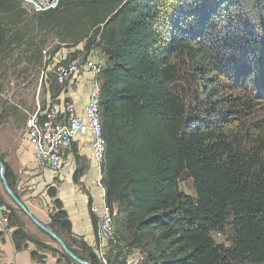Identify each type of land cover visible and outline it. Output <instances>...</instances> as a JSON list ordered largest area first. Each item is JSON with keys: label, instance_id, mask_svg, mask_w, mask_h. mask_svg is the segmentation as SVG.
<instances>
[{"label": "trees", "instance_id": "obj_1", "mask_svg": "<svg viewBox=\"0 0 264 264\" xmlns=\"http://www.w3.org/2000/svg\"><path fill=\"white\" fill-rule=\"evenodd\" d=\"M225 1L194 0L185 8H171L170 0H59L56 7L28 18L22 0H0V57L13 46L30 45L34 28L74 44L84 40V48L72 51L63 64L94 48L106 57L98 77L107 143L101 183L125 246L147 250L151 264H264V123L250 127L239 121L251 116L250 102L213 82L214 75L233 81L251 104L252 92L264 99V0H253L260 18L251 23L237 3H229L226 33L220 34L215 26L223 22ZM168 22L171 32L165 34L162 27ZM195 37L200 42L191 41ZM59 49L53 47L44 66ZM33 50L42 59V45ZM178 58L185 60L190 76L201 73L205 101L187 98L186 90L199 86L187 74L177 84ZM50 80L56 97L66 87L57 76ZM72 149L80 160L74 142ZM0 160L20 198L16 175L2 155ZM185 172L196 196L179 187ZM83 174L82 167L76 168L74 182ZM48 193L53 208L47 226L78 257L102 264L85 242L83 253L71 246L68 214L56 188L50 186ZM91 215L96 232V215ZM11 226L16 249L27 248L31 240L15 212ZM227 226L233 238L225 247L212 233ZM118 253L109 262L126 264Z\"/></svg>", "mask_w": 264, "mask_h": 264}, {"label": "rangeland", "instance_id": "obj_2", "mask_svg": "<svg viewBox=\"0 0 264 264\" xmlns=\"http://www.w3.org/2000/svg\"><path fill=\"white\" fill-rule=\"evenodd\" d=\"M184 1H186V0H170L169 5L171 8H173V7L174 8H178V7L179 8H185V6L188 5L189 1H194V0H188L187 2H184ZM205 1H210V0H205ZM211 1L214 2L216 0H211ZM233 1L235 4L237 3V5H239L241 12L243 13V15L246 14L245 17L248 20L249 19L250 20H252V19L258 20V17L260 18V15H255L258 12L255 11V9H257V7H256V4L253 2V0H226L225 1L226 5H224V8H223V11L221 14V19L223 22L220 21V23L216 24V26H215L216 30H220V34L226 33V32H224L225 31L224 25L227 22V20H226L227 12L225 9L229 10V3H233ZM22 2H23V6H24L25 10L27 11V17L28 18H30V16L33 14V12H43V11L50 9V7L41 9L42 6H45V5H43V3L46 2L45 0H22ZM247 5H249L250 10H248L246 8ZM244 8L250 12L246 11ZM232 10L236 11L233 7H232ZM250 20H249V22H250ZM28 31H29V29H28ZM182 31H183L182 33H184V28H182ZM162 32L165 34H168L166 32H171L169 22L166 23V25H164L162 27ZM220 36L221 35L218 36V39L220 38ZM31 37H32V43L30 45L21 46V47L13 46L12 48H9L5 52L4 55H2L0 57V152H2V150L4 149V147L6 145L11 144L13 142L16 143L18 140H21V138L23 136H25L24 134L27 132V121L25 122L24 119L26 118L28 120L29 113L32 112L33 107H35L36 110L38 109V107H40L41 110H44L51 103L48 101L47 97H48L49 93L52 94L51 90H50V84H49L51 81L50 78H51V76H53L54 79L56 77V73L54 70L57 67H54V64L55 63L60 64V62H62L66 58H69L70 53L72 51H74L76 49L82 50L84 48V40L74 44L71 41H64L66 39H63V38L60 39V38L56 37L55 34L43 36L39 32H37L36 28H34V31L31 33ZM61 40H62V42H61ZM43 41H45V42H43ZM191 41L200 42V38L195 37ZM57 44L60 45L59 51H57L51 57L52 60H49L50 63L48 65L44 66L45 58L47 59L48 55L52 53L53 47L56 46ZM37 45H42V59H40V58L37 59L36 57L33 56V53L31 52V51H34L33 48ZM44 51H46V52H44ZM91 52L97 61L96 62L93 60L95 63H97L95 66L100 67V70H101V67L104 64V62H105L104 60L106 59V57L102 54V52L99 48H94L91 50ZM89 54L85 55L82 53L79 57V65H80L81 69L79 71L78 77L82 76L85 72L91 73V71H89V69L85 70L83 68V63L88 59ZM174 64L176 65L178 75L180 77V80L177 83L178 85L184 83L182 81V80H184L183 76L181 79L182 73L187 74V76L190 77V80L194 81L196 83L199 81H204L202 79L201 73L190 76L188 65L186 64L184 59H181V58L174 59ZM99 74H100V72H99ZM99 74L97 76V79L100 83V80L98 78ZM94 76L95 75L93 74V77ZM75 77H72V78H70L64 82L63 85L66 87V89L71 88V87L74 88L77 86V84H78L77 78L78 77H76V78ZM213 78H214L213 82L215 84H220V85L224 86L226 89H230V90H226L227 93H230L233 96L234 95H238V96L241 95V97H239V98H241L243 101L250 102L249 106H252V108H253L250 111L251 116H249V113H247V116L242 115L239 121L245 122V124L250 125V127H254V124L256 122L261 123V121H262V123H264V99L258 100V98L257 99L254 98L256 96V94L254 92H252V90H249L250 92L253 93V96H250V98L253 100L254 103L251 104V101L247 100L248 99L247 96L242 95L241 92H239L240 88L236 87V85L233 84L234 83L233 81H231L232 84H229L231 82L221 80V78H219L218 76L214 75ZM46 79H48V80L45 81ZM202 83H204V82H202ZM202 83L199 82V86H197L196 88H192L189 91L186 90L187 98L190 101H195L197 99H203L205 101L207 99L205 90L204 91L201 90V89H204L202 87V85H203ZM209 84H211V83H209ZM260 92H262L261 89H260ZM31 99L33 102L32 105H30ZM69 101H71V100H69ZM53 102L56 103L59 101L53 100L52 103ZM75 109H77V108H75ZM36 110H35V112H36ZM77 111L80 112L79 109H77ZM256 126H257V124H256ZM263 127H264V124H263ZM72 153H73V149L71 150V154ZM33 155H34V153H33ZM69 159H70V157H69ZM36 160L40 163V165L42 166L44 171H49L51 173L50 176H51V179H53V185L56 184V185H54V187L56 188V186L58 184L57 177L60 176L61 169L64 166H66V160H65L63 166L61 167V169H58V171H56L55 169H52L49 166L42 164L38 159H36ZM73 162H74V160H73ZM103 163H102V165H103ZM102 165H101V175H103ZM86 166H88V163H86ZM86 166H85V164L82 166L83 173H85V170H87ZM96 169L98 172V179H99V173L100 172H99L98 164H96ZM95 179H96V177H95ZM101 179H102V176H101ZM0 181H1V179H0ZM97 182H98V180H97ZM1 183H2V181H1ZM78 184H82L80 182V180H79ZM50 186H52V185H50ZM97 186L100 187L102 190L104 188V187L102 188L103 185H102L101 181H100V183L98 182ZM49 187H48V189H49ZM179 187L183 192H185L189 195L196 196V190H195V187L193 184V180H192V177L189 173L185 172L181 176V178L179 179ZM16 191L19 194L21 200L23 201L22 195L20 194L21 192L18 189H16ZM47 195L49 196V199L47 200V204L43 199L37 198V200L39 201L38 204H40L42 206V210H44L45 212H48L47 210L51 211V209L53 208V198L49 195V193H47ZM0 197L2 198L1 195H0ZM7 197H8L7 198L8 200L3 198L4 201H0V202H6L12 206V212L13 213L15 212V214H17L18 220L23 225V227L25 228V230L27 231V233L29 235V239L31 240V245L33 246L32 248L36 249V251H37L35 256H33L31 254V256L33 258L32 262L40 263V264H79L75 259H73L71 256H69L68 254L65 253L62 246L53 237H51L46 232H44L40 227H38L30 219V217L28 215H26L24 213V211L12 201V199L10 198V196L8 194H7ZM38 201H36V202H38ZM24 204L26 205L25 202H24ZM93 204L94 203H92V205ZM36 210H41V209L37 208ZM50 211H49V213H50ZM90 211H92V206H91ZM111 211L113 212L112 208H111ZM93 214L96 215L94 212H93ZM117 218H118V215H117V217L113 223L109 238L104 239L103 243H101L99 241V239L96 238L98 231L101 228H103L102 223L100 224V227L98 226L99 220L101 221L102 216H101V218H99L97 220V230H96V232L94 231V233H95L94 243L90 246V247H92L93 252L95 253L97 250V247L98 246L100 247V245L103 244L102 249L105 252L107 262H108V264H111L109 262V258L111 257L110 255H113V257L115 255H117V253H118L117 250H118V246H119L120 249H122V250H121V253H118V254L120 255V258H123L126 261V264H151L149 259H148L149 258V256H148L149 252L147 250H145L141 247L125 246V242L122 238L123 235L118 231L119 228H118ZM68 219L70 220L69 216H68ZM50 221H51V219H50ZM70 222H71V220H70ZM45 225L47 226L48 224H45ZM72 228H73V224L71 222V229H70L71 235L67 234V235H69V237L67 236V238L69 239L68 241L70 242L71 246L75 250H77L79 253H83V251L81 250L80 247H81V243L84 242V240L81 237H73ZM212 236L216 240L217 243L222 244L225 247H228L232 244L233 231L231 229V226H227V228L223 232L214 231L212 233ZM66 256H68L69 259ZM232 264H257V263H254L251 261H246L244 263L233 262Z\"/></svg>", "mask_w": 264, "mask_h": 264}, {"label": "crops", "instance_id": "obj_3", "mask_svg": "<svg viewBox=\"0 0 264 264\" xmlns=\"http://www.w3.org/2000/svg\"><path fill=\"white\" fill-rule=\"evenodd\" d=\"M92 52H90L88 58L96 61ZM91 74L92 73L90 72H85L80 77L77 75L78 84L76 87L65 88L66 90L64 89L56 97H52V94L49 93L47 97L48 101H60L65 98L69 99L73 102L75 108L80 110L79 113H81L87 103L92 88ZM32 104L33 102L31 99L30 105ZM35 110V107H33L32 112H30L29 115L34 113ZM24 121L26 122L27 119L25 118ZM24 135L25 136L16 143L13 142L5 147L3 146L4 151L2 150L0 154L3 155L4 160L10 165L16 175L17 179L15 188L21 192L20 194L27 207L33 212L38 220L44 224H49L50 210H47L48 212L42 210V206L38 204L39 201L37 198L43 199L47 204V200L49 199L47 189L50 185L54 187L56 184L53 185V179H51L50 176L51 173L49 171H44L40 163L35 159L32 148L27 139V132ZM74 142L81 159L77 161L74 154H71V151L67 153L68 158L66 159V166L61 169L60 176L57 177L58 184L56 190L58 198L62 201L63 207L73 224V237H81L85 243L91 246L94 243L95 233L89 207V199H92V203L100 205L104 194L103 190L97 186V163L92 155L91 137L79 136ZM86 163H88V166H86ZM84 164L87 167V170H85V173L79 179L82 184L75 183L73 179V171H75V168L82 167ZM0 195L8 200L1 181ZM37 208H40L41 210H36ZM96 219L98 220L97 215ZM14 229L15 227L11 226L12 231H6L0 225V264H31L33 261L31 256V251L33 249L31 241H28L27 248L17 250L12 237Z\"/></svg>", "mask_w": 264, "mask_h": 264}, {"label": "built area", "instance_id": "obj_4", "mask_svg": "<svg viewBox=\"0 0 264 264\" xmlns=\"http://www.w3.org/2000/svg\"><path fill=\"white\" fill-rule=\"evenodd\" d=\"M41 9L54 8L58 0H45ZM46 52V51H44ZM91 59L83 63L85 70L89 69L92 73V88L88 96L84 109L79 113L72 101L62 99L59 102L52 103L41 110L40 107L35 113L30 114L27 120V139L32 148L34 156L42 164L58 171L63 166L68 152L71 151L73 142L77 137H91L92 155L99 167V179L101 181V165L104 162L107 143L103 134V124L101 119V110L99 106L100 83L97 76L100 67H96ZM56 73L59 83L64 82L72 77H77L80 71L79 58L63 64L55 63ZM93 74L95 75L93 77ZM103 188V186H102ZM103 199L101 204H93L92 211L98 216V226L102 227L97 237L101 243L104 239L109 238L114 223V213L105 200V189L103 188ZM12 209L6 202H0V225L4 230H11ZM110 231V232H109ZM103 244L97 247L96 255L102 264H108L105 252L102 249ZM31 264H40L32 262Z\"/></svg>", "mask_w": 264, "mask_h": 264}, {"label": "water", "instance_id": "obj_5", "mask_svg": "<svg viewBox=\"0 0 264 264\" xmlns=\"http://www.w3.org/2000/svg\"><path fill=\"white\" fill-rule=\"evenodd\" d=\"M0 179L2 181V186L5 190V192L10 196L12 201L19 206L26 215L30 217V219L38 226L40 227L44 232H46L48 235L53 237L63 248L66 254L71 256L73 259H75L79 264H92L89 261H86L84 259H81L78 257L63 241V239L56 234L51 228L40 222L34 214L27 208V206L24 204V202L16 195V193L12 190V188L9 185V182L5 175V165L2 160H0Z\"/></svg>", "mask_w": 264, "mask_h": 264}]
</instances>
